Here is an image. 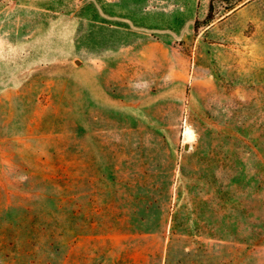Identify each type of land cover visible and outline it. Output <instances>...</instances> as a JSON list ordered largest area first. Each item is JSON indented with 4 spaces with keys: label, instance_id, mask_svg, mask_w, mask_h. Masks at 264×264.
<instances>
[{
    "label": "rangeland",
    "instance_id": "1",
    "mask_svg": "<svg viewBox=\"0 0 264 264\" xmlns=\"http://www.w3.org/2000/svg\"><path fill=\"white\" fill-rule=\"evenodd\" d=\"M214 3L0 0V264H264V0Z\"/></svg>",
    "mask_w": 264,
    "mask_h": 264
},
{
    "label": "trees",
    "instance_id": "2",
    "mask_svg": "<svg viewBox=\"0 0 264 264\" xmlns=\"http://www.w3.org/2000/svg\"><path fill=\"white\" fill-rule=\"evenodd\" d=\"M231 1L232 0H229L230 3H231ZM214 2H215V0H210L209 11H208L206 18L204 20L197 19L195 21L194 26L196 29H198L202 25H206V24L210 23L214 19V8H215ZM230 6H232V5L230 4Z\"/></svg>",
    "mask_w": 264,
    "mask_h": 264
},
{
    "label": "bare ground",
    "instance_id": "3",
    "mask_svg": "<svg viewBox=\"0 0 264 264\" xmlns=\"http://www.w3.org/2000/svg\"><path fill=\"white\" fill-rule=\"evenodd\" d=\"M185 132H186L185 134H187V135H188V137H187V138H188V139H189V138L191 139V138H192V131H191V130L188 128V130H187V131H185ZM187 135H186V136H187Z\"/></svg>",
    "mask_w": 264,
    "mask_h": 264
}]
</instances>
